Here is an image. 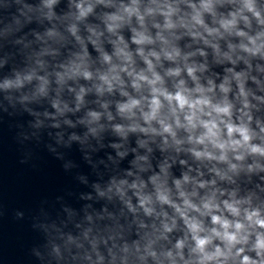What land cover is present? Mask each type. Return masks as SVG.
<instances>
[{"label": "clouds", "instance_id": "1", "mask_svg": "<svg viewBox=\"0 0 264 264\" xmlns=\"http://www.w3.org/2000/svg\"><path fill=\"white\" fill-rule=\"evenodd\" d=\"M13 3L0 37L50 26L0 82L5 99L46 101L52 127L110 131L116 157L133 156L95 186L118 214L86 213L76 235L52 225L56 264H264V0Z\"/></svg>", "mask_w": 264, "mask_h": 264}]
</instances>
